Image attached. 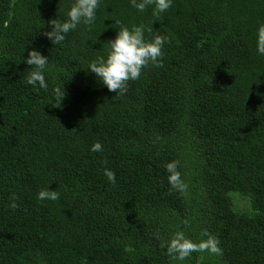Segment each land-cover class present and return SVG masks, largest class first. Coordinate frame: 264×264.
<instances>
[{
  "label": "trees",
  "instance_id": "16d2710c",
  "mask_svg": "<svg viewBox=\"0 0 264 264\" xmlns=\"http://www.w3.org/2000/svg\"><path fill=\"white\" fill-rule=\"evenodd\" d=\"M70 6L0 0V264H264V0H173L159 18L154 6L101 0L94 25L53 45L43 33ZM117 21L170 41L163 67L143 69L123 95L87 70ZM33 47L49 56L47 91L26 83ZM57 85L66 95L53 107ZM96 141L102 152L90 151ZM172 160L183 193L170 190ZM46 187L60 199L38 201ZM204 229L222 256L173 261L162 247L177 230L206 239Z\"/></svg>",
  "mask_w": 264,
  "mask_h": 264
},
{
  "label": "clouds",
  "instance_id": "9594fccd",
  "mask_svg": "<svg viewBox=\"0 0 264 264\" xmlns=\"http://www.w3.org/2000/svg\"><path fill=\"white\" fill-rule=\"evenodd\" d=\"M130 3L138 11L144 12L149 6H154L152 15L159 18L161 13L166 12L173 4V0H130ZM101 4V0H71V6L68 8L67 19H52L50 30L43 33L53 45L62 44L66 35L77 29L80 24H84L89 28L95 24L97 19V9ZM116 23L121 26L118 28L114 39L107 41L108 50L106 55H98L88 64L87 70L94 73L98 80L116 95H123L128 90V82L140 79L143 69L148 66L163 67V48L169 43V38L163 35H154L151 39H147L145 33H151L152 27L146 25H132L129 28L120 21ZM256 51L259 55L264 56V24L257 29ZM24 62L30 65L31 71L27 75L26 83L31 85L34 90H48V81L46 79V71L49 69V56L33 47L28 51ZM64 87L57 85L52 90V96L47 104L53 107H60L65 98ZM91 152H102L103 146L99 141L94 142L90 146ZM107 164V161H105ZM180 162L172 160L165 165L168 173L167 179L171 189H176L181 193L185 192L188 185L182 179L179 170ZM104 175L107 180L113 184L116 183V174L110 168L104 169ZM60 199V193L56 190H50L49 187L43 188L37 193L38 201H57ZM10 210L19 207L18 197L12 193L9 197ZM188 223L187 220L184 221ZM159 238V234H156ZM202 237L196 242L189 238L183 230H177L171 238L162 244L166 247L168 256L173 261L184 262L190 259L193 253H210L215 256L223 255V248L219 238L208 232L207 229L202 231ZM81 264H87V259L82 260Z\"/></svg>",
  "mask_w": 264,
  "mask_h": 264
},
{
  "label": "rangeland",
  "instance_id": "374dc122",
  "mask_svg": "<svg viewBox=\"0 0 264 264\" xmlns=\"http://www.w3.org/2000/svg\"><path fill=\"white\" fill-rule=\"evenodd\" d=\"M245 204V203H244Z\"/></svg>",
  "mask_w": 264,
  "mask_h": 264
}]
</instances>
